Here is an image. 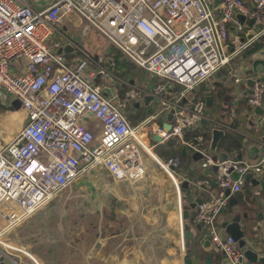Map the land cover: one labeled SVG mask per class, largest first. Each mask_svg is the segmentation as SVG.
Segmentation results:
<instances>
[{"label": "built area", "instance_id": "1", "mask_svg": "<svg viewBox=\"0 0 264 264\" xmlns=\"http://www.w3.org/2000/svg\"><path fill=\"white\" fill-rule=\"evenodd\" d=\"M33 1L39 7L28 0H0V91L5 92L0 94V125L13 123L6 110L24 115L16 135L0 146V264H27L23 255L40 264L35 256L15 247L21 243L13 235L27 219L101 168L112 178L132 184L146 178L150 164L160 168L167 180L172 178L179 191V227L185 242L182 181L175 171L179 158L170 154L181 146L202 154L201 167L217 165L220 193L198 204V218L211 231V242L224 252L227 263L242 264L246 249L233 236L219 232L216 217L229 202L227 189L239 193L248 174L264 176V141L259 142L262 146L255 159L215 160L208 152L203 123L224 130H234L233 124L217 118L209 102L195 93L203 85L217 90L220 85L245 83L237 99L246 98L254 111L262 105L264 73H257L259 79L250 76L254 80L250 86L245 71L253 58L244 54L264 37V0L253 5L223 0L221 16L216 15L217 0ZM238 12L246 16L243 24ZM75 15L84 22L85 35L99 32L124 58L148 73L150 86L120 79L101 57L67 37L60 25ZM55 33L66 39L59 49L72 47L69 56L52 47L50 38ZM118 81L129 88L120 102H116L119 92L110 89ZM147 95L153 99L144 106ZM16 99L21 106L12 110L9 105ZM130 103L142 108L137 121L126 114ZM262 107L259 115L264 121ZM90 112L93 117L85 121ZM165 112L173 113L169 131L164 122H157ZM92 119L96 120L93 126ZM190 129L199 132L187 134ZM156 135L161 140H155ZM148 146L160 151L158 157L162 156L168 174L156 161L145 159L146 152L151 154ZM207 183L199 180L196 185ZM181 248L185 250V243Z\"/></svg>", "mask_w": 264, "mask_h": 264}, {"label": "rangeland", "instance_id": "2", "mask_svg": "<svg viewBox=\"0 0 264 264\" xmlns=\"http://www.w3.org/2000/svg\"><path fill=\"white\" fill-rule=\"evenodd\" d=\"M248 1L251 2L250 0ZM67 23H69V21H67ZM71 23V27L67 26V28H64V26H61L62 32L67 37L85 47V38L80 35L82 30L81 26L75 21ZM64 40L66 39L59 33H55L50 38L52 47L57 52L59 51L58 44H62ZM107 45L111 46L99 32H92L90 48L97 49L94 55L97 57L102 55L105 59V64L118 72L120 79H135L137 86H144L146 84L145 80L148 78L149 74L129 60L123 62V54L119 56L120 53L116 51L107 53ZM110 59L112 62H110ZM254 76L257 79L260 78L257 73ZM262 77L264 78V75H262ZM118 88L121 94H125L129 90L128 87H124L121 83L118 84ZM245 89V83L239 85L234 83L228 84L226 103L232 104V115L230 114L229 121H226L237 125L238 130L243 133L258 136L259 134L256 133V131L258 129L260 131L263 130L264 121L262 120V116L256 114L254 109H249V117L246 116V111H242L247 118V122L250 119L255 123L254 126H251L254 128V131L245 124L241 116L242 114H240L241 111H238L236 104H234L235 98H238ZM0 92V94L5 95L3 90ZM2 99H4V97H2ZM216 107H218V103H216ZM210 108H212V106H210ZM135 110L139 111L134 103H130L129 107L126 109V114L136 117ZM10 112L11 111L6 110L7 114L5 115L9 117ZM215 116L218 118H225L223 112H220V110L215 111ZM23 118V113L19 112L15 115L13 123L4 125V122V124H1L0 140L8 142L20 129L21 119ZM95 121V119H92V124ZM157 122L160 121L157 120ZM13 131H15V133ZM219 157V153L217 152L214 159L219 160ZM158 166L164 169L163 171L168 174L162 164L159 163ZM147 168L146 178L136 184L114 179L109 175L107 170L102 168L89 173L79 184L69 188L62 196L53 201L45 209V213L41 214L39 217H30V222V218L25 221V228L21 231L17 229L16 233L13 235L14 239L19 243L22 242L25 244V242L40 235L48 237L50 231H52L58 235L57 239L59 238V241H64L63 243H66L67 238L73 236V232L76 231L78 232L77 237L86 240V245L81 244L77 249L79 254L77 255L80 260H82L81 255L84 254V250H88L90 244L96 238L111 236L113 239H119L120 237H130L132 232H136L140 238H145L147 240L145 242L147 253L149 251L151 256H155V264L164 262L165 264H169L171 255L177 257L178 264H182L184 262L186 249L183 251L181 248L178 229L175 225V219L172 217L173 204L170 195L171 190L167 185V178L161 172L160 168L153 169L151 164ZM188 190L187 193L184 192L183 196L184 209L189 208V204L185 201L187 200L186 195L187 198L188 196L191 198L195 193L193 188ZM219 216L220 214L218 217ZM132 223H137L133 230L129 229ZM189 223L191 224V221H185V226L191 227ZM260 224L264 230V220L260 222ZM19 246L23 245L17 244L16 247L18 248ZM60 247L63 248L62 245ZM46 251H49V249H46ZM44 254L41 256L47 257L49 263L50 261L55 262V260L58 259L60 264H62V261H64L63 264H67V253L58 254L57 257L54 256L53 258L50 252ZM49 263L47 262V264Z\"/></svg>", "mask_w": 264, "mask_h": 264}, {"label": "crops", "instance_id": "3", "mask_svg": "<svg viewBox=\"0 0 264 264\" xmlns=\"http://www.w3.org/2000/svg\"><path fill=\"white\" fill-rule=\"evenodd\" d=\"M222 1L223 0H217V7H218L216 10L217 16H221V14H222L221 9H220ZM247 1L248 0H246V2ZM250 1L251 2H249V1L247 2L249 5H253L255 2V0H250ZM28 2L35 7H39L38 3L34 2L33 0H28ZM67 21H69V23H67ZM72 21H75L77 24H79L81 26L82 30L80 32V35L83 38H85L84 39L85 40L84 41L85 42V48L90 50V52H92L93 54H95V52H97V49L96 48L95 49L90 48V38L92 37L93 31H90L87 35H85L83 33L84 26H85L84 22L78 16L75 15L71 20L66 19L65 22L60 25V27L64 26V28H67V26H69V24L72 25V23H71ZM230 27H232V26H230ZM257 43H258V45L261 44L262 47L260 49H258L255 53L251 54V56H249V58L254 59L257 57H264V37H262L259 41L255 42L254 45ZM111 46L107 45V47H106L107 53L113 52L114 47H111ZM106 50H105V53H106ZM66 55L69 56V53H67ZM99 57H101L103 59V64L105 66H107L105 64L104 57L102 55H100ZM123 59H124V57H123ZM110 62H112L111 59H110ZM107 67L110 68L109 66H107ZM110 69L113 70L118 76H120L119 73L116 72L114 69H112V68H110ZM132 80L137 84L135 79H132ZM96 82L99 85L104 86V83L100 79H98ZM120 83H121V81L113 82V84H110L111 91L116 89L119 92V94L121 95L119 99L116 98V102H120L121 99L123 98V95H124V94H121V91L118 88V84H120ZM145 83L146 84L144 86H142L143 88H147L150 86V77L149 76H148V78H146ZM222 88L226 91V93L228 95V90H227L228 87H225L222 85H220L218 87V89L216 90L217 94L220 93V90ZM215 97H218V96L215 95ZM241 99H243V98H241V97L239 99L235 98L234 104H236L237 110L241 111L240 114H242L241 116L243 117L245 124L254 130V128L251 126H254L255 123L250 119L248 121L249 123L247 122L246 116L249 117V114L247 113L245 116L242 112V111H245V109L240 108V105L238 106V104L236 102V101L240 100L239 101V103H240L242 101ZM208 102H209V105L212 106L213 111H217V110L221 109L220 112H223V115L225 116V118L220 117V119H222L224 121H226V120L229 121L230 114L232 115V110H231L232 104L231 103L229 104L230 106L228 105L229 109H226L225 106L227 105V103H225V101H223V100H222V106H224V107H222V108L219 105V100L208 101ZM216 103H218V107H216ZM129 105L127 106V108L129 107ZM134 105L136 106V108H138V110L141 113L139 111L135 110V116L136 117H133V116H129V117L133 121H137L138 118H140L142 116V109H140L141 106L139 104H134ZM144 106H146V105L144 104ZM140 114H141V116H140ZM167 115L168 114L166 112L162 113L159 116V121L162 123L165 122ZM228 121H226V122H228ZM252 123H254V124H252ZM94 124H96V121L93 122L92 125H94ZM213 128H210L209 125L206 128L207 129L206 135H207V133H210V137L207 138V140L209 141V144H210V141L212 138V129ZM233 128H234V130H227V131H229L232 134L237 135L239 137L240 147H238L236 149H233V146L230 148L226 145L219 147L217 150V152L219 153V156H220V153L227 152L229 158L255 159V157L257 156V154L259 152L257 154L254 153L255 156L252 157L249 153V149L254 143H256L259 147V151L261 150L262 144H259V142L264 141V129L262 131H260L259 129L256 131V133H258L259 135L254 136V138H256V140L253 141V140H250V138H249L250 136H253V135H248L246 133L239 131L237 125H235V124H233ZM13 132L15 133V131H13ZM16 133L14 135H16ZM241 137H244L245 140L241 141ZM176 142L178 143V141H176ZM6 143L7 142H3L0 140V146L5 145ZM184 147H186V146H181L178 149H174V150H172V152H170V154L173 153V154L177 155L179 158V164L175 168V171H176L177 176L182 181V184L184 181H188V187L187 188L182 187L183 196H184V192L187 193L189 191L188 189L193 188L195 190V193L191 198H189V196L187 198V195H186L187 200H185V201L190 205V203L193 202L197 197H202L203 201H204V200L209 199V197H211V195H218L220 193V189L218 187V182H217V171H215L213 169V167H210V168L201 167V165H200L201 161L200 160L202 158H200L198 160H194L193 154L195 153V151H193L189 147H186L187 153L184 154L183 153ZM148 149H149L151 154H149V152H146L145 159H148L150 161H156L155 163L157 165H159V161L155 160V158H158L160 160V164H161L162 160L159 158L160 156L158 157V153H155V151L152 150V148H150L149 146H148ZM240 155H242L241 158L239 157ZM219 158H221V156ZM179 165H180V167H179ZM150 176H151V174H150ZM252 179H255V182H253ZM199 180H207L208 183L199 187L196 185V182ZM123 182L130 183L128 181H123ZM167 185L174 186V188L171 189L174 192L173 197H172V193L170 191L172 203L175 204V210L172 211V217H174V219H175V225H176V227L178 229V233H179L178 234L179 235V242H180L181 247H183V244L185 242L182 238L183 237L182 229L179 227L180 226L179 225L180 217H181L180 216L181 209H180L179 191H178L177 187L175 186L174 180L170 177L167 180ZM256 193H257V195H256ZM233 199L238 201L237 205H231L230 204V202ZM183 201H184V198H183ZM48 206L43 208L40 212L36 213L33 217H35V216L39 217L41 214L45 213L46 212L45 209ZM225 208H226V213H220V216L218 217V215H217V217H216V224H217L219 232L224 236L229 235L227 230L222 226V221L225 219L226 214H229L231 212L239 213L242 216V221H241L242 229L245 233L244 239L247 241V246H248V247H245V249L251 248L255 251H258V252H261L262 254H264V230L262 228V225L260 224V222H262L264 220V218L261 220L258 219L259 211H263V213H264V176L262 177V176H258L256 174H252L251 179L246 178V183L243 186V190L239 193L231 194L229 202ZM190 212L192 215L191 217H193V218H190V219L188 218L185 221H187V220L191 221V224L189 223L191 225V227L186 226V228L191 229V231L193 233V238L190 240L189 249L192 253V257H193L195 264H208V263H206V257L208 255H211V259L213 261L212 264H228L227 263L228 261L225 257L224 252L221 249H218L216 246H214V244L211 242V231L207 227H205L204 224L201 227V229L198 227V223L200 221L198 218V213H199L198 206L196 208H191L189 206V214H190ZM244 213H248V218L243 217ZM31 218L29 219V222L31 221ZM136 225H137V223H132L130 225L129 229H132V230L135 229ZM24 228H25V226L23 223L22 225L19 226L18 230L21 231ZM77 233L78 232L74 231L73 236L67 238L66 243H63L64 241H59V238L57 239L58 235L56 233H53L52 231H50V234L48 237L40 235V236H37L36 238H32L28 242H25V244L20 242L24 246H19L18 248L30 253L33 256H35L40 264H47V262L49 263V259L47 257L41 256L42 254L49 253V252L51 253L52 258L54 256L57 257L58 254L67 253V261H66L67 264H155V256H151L149 251L147 253V248L145 246L146 245L145 242L147 240L145 238H140L138 233H136V232H134V233L132 232L130 237L129 236L120 237L119 239H113L111 236H106L103 238H96L90 244L89 249L84 250V254L81 255L82 260H80V258L78 256L79 254L77 252V249H78V246H80L81 244L86 245V240L84 238L77 237ZM121 233H119V234H121ZM180 233H181V235H180ZM208 240L210 241V243H207ZM185 241H186V239H185ZM61 245L63 248L60 247ZM16 246H17V244H15V247ZM46 249H49V251H46ZM185 249H186V247H185ZM15 259H16V261H19V258H15ZM22 260H24L25 262L29 261L28 262L29 264H35L26 255L22 256ZM63 262L64 261H62V264H63ZM7 264H13V263L7 262ZM49 264H60V261H58V259H57V260H55V262L50 261ZM161 264H165V262L161 263ZM169 264H178L177 257L171 255V258L169 260ZM242 264H255V263L251 262L245 256Z\"/></svg>", "mask_w": 264, "mask_h": 264}, {"label": "water", "instance_id": "4", "mask_svg": "<svg viewBox=\"0 0 264 264\" xmlns=\"http://www.w3.org/2000/svg\"><path fill=\"white\" fill-rule=\"evenodd\" d=\"M238 20L241 22V24H243L245 22V19H246V16L240 12H238L236 14ZM231 29H234V27L232 26ZM62 50H64L65 52H71L72 51V47L71 46H66L64 49H59V52L61 53ZM124 62L127 61L126 58L123 59ZM246 75L247 76H252V75H255L256 73H264V57H257V58H254L251 62V67L249 69H247L246 71ZM248 83L250 86H252L254 84V80L250 77L249 80H248ZM250 93L253 92L252 89L249 90ZM105 94H108L107 92ZM153 99V96L152 95H147L145 97V100H144V104L146 106L149 105L150 101ZM262 105L264 106V100L262 102ZM262 105L260 106H257L255 108V111L257 114H260L263 110V107ZM21 106V102L19 100H14L11 105H9V107L12 109V110H18ZM152 108H149V112L151 113L152 112ZM93 117V113L90 112L89 113V117H87L85 119V121H88L89 118ZM173 118V113L170 112L168 113L167 115V118H166V121L164 122L163 126H164V129L169 131L171 128H172V125H171V120ZM254 124V123H252ZM226 134V131L224 129H220V128H213L212 129V138H211V141H210V146H209V149H208V152L215 156L217 154V150L220 146V143H221V140L223 139V137L225 136ZM250 140H256V138H254V136H250L249 137ZM155 140L159 141L161 140V137L159 135H156L155 136ZM245 140L244 137H241V141ZM259 152V147L256 143H254L250 149H249V153L252 157L255 156V154H257ZM183 153L186 154L187 153V148L184 147L183 148ZM255 153V154H254ZM254 154V155H253ZM220 156L222 159H227L228 158V153L227 152H222L220 153ZM240 158L242 157V155L239 156ZM202 158V154L200 152H195L193 154V159L194 160H198ZM174 168V167H173ZM213 169L215 171L218 170V167L217 165H214L213 166ZM232 170V169H231ZM252 177V174H248L247 175V179H251ZM253 182H255V179H252ZM182 187L184 188H187L188 187V181H184L183 184H182ZM226 195L231 197V191L230 189H227L226 190ZM203 201V198L202 197H197L193 202L190 203V207L191 208H196L198 206V204H200L201 202ZM238 201L233 199L230 204L231 205H237ZM220 213H226V208L223 207L220 211ZM189 208H185L183 210V218L184 219H188L189 218ZM244 218H248V213H244L243 215ZM264 218V213L263 211H259L258 213V219L261 220ZM242 216L241 214L239 213H234V212H231L229 214H226V217L225 219L222 221V226L227 230L228 234L233 236L238 242H239V245L243 248L245 247H248L247 246V241L244 239V231L242 229ZM204 222L203 221H199L198 223V227L201 229V227L203 226ZM184 237L186 239L185 241V247L189 246L190 245V240L193 238V233L191 231V229H187L186 226H184ZM207 243H210V241L208 240ZM246 258L249 259L251 262L255 263V264H264V254H262L261 252H258V251H255L251 248H247L246 249ZM206 263L208 264H212L213 261L211 259V255H208L206 257ZM4 264V263H3ZM184 264H195L194 260H193V257H192V254L191 253H186L185 254V257H184Z\"/></svg>", "mask_w": 264, "mask_h": 264}, {"label": "trees", "instance_id": "5", "mask_svg": "<svg viewBox=\"0 0 264 264\" xmlns=\"http://www.w3.org/2000/svg\"><path fill=\"white\" fill-rule=\"evenodd\" d=\"M262 47V45L260 44V45H258V43L257 44H255V45H253L252 47H250L246 52H245V54H244V57H249V56H251V54H253V53H255L258 49H260ZM114 49L115 50H113V52L114 51H116L117 53H120V55L119 56H121V54H122V52L121 51H119L117 48H115L114 47ZM122 61H123V59H122ZM219 92V91H218ZM215 95L216 96H218V97H215ZM195 96L196 97H198V98H203V99H205V100H207V101H216V100H219V105L221 106V108L222 107H224V106H222V100L223 101H225V103H226V98H227V93H226V91L222 88L221 90H220V93L219 94H217V92H216V90H208L207 89V87L205 86V85H203L201 88H200V90H198L196 93H195ZM244 99V100H243ZM243 99H241L242 101L239 103V101H236L237 102V104H238V106L240 105V108H244V109H249V108H251L249 105H247V99L246 98H243ZM230 104V103H229ZM229 104H227L226 106H225V108L226 109H229L228 107L230 106ZM229 105V106H228ZM224 108V109H225ZM220 111H221V109H220ZM13 119H15V116L13 117ZM203 126L205 127V128H207L208 127V124L207 123H203ZM226 131V134H225V136L223 137V139L221 140V143H220V146L219 147H222V146H224V145H226V146H228V147H232L233 146V149H236V148H238V147H240V140H239V137L237 136V135H234V134H232L231 132H229V131H227V130H225ZM197 132H199V129H196V130H194V131H191V129L187 132V134H190V135H192V134H194V133H197ZM207 138H209L210 137V133H207ZM159 153H160V151H159ZM158 153V154H159ZM160 157H162L161 155H160ZM182 164V163H181ZM179 167H180V165H179ZM192 215H191V212H190V215H189V219L190 218H193V217H191ZM186 253H191V251H190V249H189V246H187L186 247ZM192 254V253H191Z\"/></svg>", "mask_w": 264, "mask_h": 264}, {"label": "bare ground", "instance_id": "6", "mask_svg": "<svg viewBox=\"0 0 264 264\" xmlns=\"http://www.w3.org/2000/svg\"><path fill=\"white\" fill-rule=\"evenodd\" d=\"M16 114H17V112H13V111H11V112H10V116L8 117V121L12 120L13 117H14ZM96 171H97V170H96Z\"/></svg>", "mask_w": 264, "mask_h": 264}]
</instances>
